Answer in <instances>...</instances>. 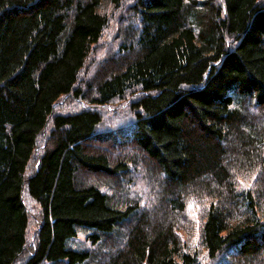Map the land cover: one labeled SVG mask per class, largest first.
Here are the masks:
<instances>
[{"label":"trees","instance_id":"trees-1","mask_svg":"<svg viewBox=\"0 0 264 264\" xmlns=\"http://www.w3.org/2000/svg\"><path fill=\"white\" fill-rule=\"evenodd\" d=\"M191 202L264 264V0H0V264H199Z\"/></svg>","mask_w":264,"mask_h":264},{"label":"rangeland","instance_id":"rangeland-1","mask_svg":"<svg viewBox=\"0 0 264 264\" xmlns=\"http://www.w3.org/2000/svg\"><path fill=\"white\" fill-rule=\"evenodd\" d=\"M109 11V7L107 5H105V8ZM110 45L112 46V49H115L114 45L112 44V42L110 43ZM108 47L106 49V47L103 48L104 52H107ZM103 55V54H102ZM69 102H71L69 99H67ZM250 113H252V111H250ZM255 115V114H253ZM142 165H138V167L136 168V173H130L129 179L131 182L130 185V189L132 185H135L138 183V185L142 186L143 188V184L146 183H150L152 184V179L149 177L147 180H145V177H142ZM138 171V172H137ZM257 174H246L243 178V180H240L241 182V186H243L244 189L249 188L250 184L254 181H256L257 179ZM123 184V183H122ZM264 207V206H261ZM195 210V213L192 215V210ZM188 210H189V220H190V228L188 230H184L181 235L182 238L186 241V243L192 247H196L197 250H199V254H198V262L199 264H206L207 263V258H206V252L204 250H202L199 246H198V233H197V226H198V222H199V216H200V212L201 211V207H196L194 206V203H190L188 205ZM195 223H194V222ZM83 239L81 238V240H77L82 241Z\"/></svg>","mask_w":264,"mask_h":264}]
</instances>
